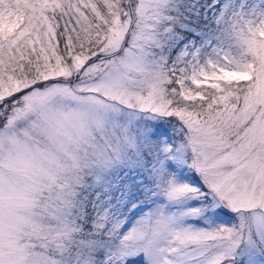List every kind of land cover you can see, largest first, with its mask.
<instances>
[{
	"label": "snow or ice",
	"instance_id": "6c2138e0",
	"mask_svg": "<svg viewBox=\"0 0 264 264\" xmlns=\"http://www.w3.org/2000/svg\"><path fill=\"white\" fill-rule=\"evenodd\" d=\"M0 264H264V0H0Z\"/></svg>",
	"mask_w": 264,
	"mask_h": 264
}]
</instances>
